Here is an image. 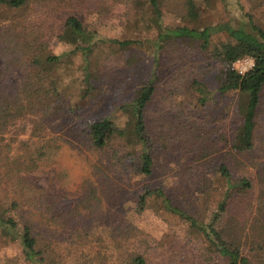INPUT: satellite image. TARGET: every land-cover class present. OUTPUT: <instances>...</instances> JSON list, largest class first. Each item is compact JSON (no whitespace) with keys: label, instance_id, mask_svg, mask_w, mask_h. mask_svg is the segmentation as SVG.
Wrapping results in <instances>:
<instances>
[{"label":"trees","instance_id":"16d2710c","mask_svg":"<svg viewBox=\"0 0 264 264\" xmlns=\"http://www.w3.org/2000/svg\"><path fill=\"white\" fill-rule=\"evenodd\" d=\"M121 1L136 16L148 13L144 0ZM203 1L209 3V0ZM52 2L68 5L72 0H6L5 3L9 8L20 11L30 3ZM249 3L254 8H264V0H249ZM158 7L155 0L149 1V8L154 13L158 12ZM178 7L182 19L188 23L174 29L159 25L153 40H111L122 49L145 44L146 50H153L156 55L157 67L152 77L133 90L129 130L119 128L109 118H104L90 123L88 130L78 132L80 145L93 158L91 172L97 180L68 211L50 203L42 189L32 190L24 178L26 173L38 170L41 162L59 146V139L49 135L47 129L57 112L53 104L58 101L61 104L62 95L55 75L44 65L45 62L48 65L54 60L59 61V58L48 57L46 60L42 45H33V65L24 74L15 96L0 92V232L12 241L20 233L18 239L24 257L31 264H247V251H254L264 261V160L256 161L252 157L254 130L264 101V26L255 24L252 15L244 13L248 21L236 26L219 23L200 28L195 22L198 14L194 0H182ZM220 34L226 39L214 42V36ZM56 36L75 45L74 50L83 57V81L87 87L84 94L89 96L86 102L95 93L101 99L105 92L102 96L88 73V56L93 50L96 33L87 29L80 17L70 13L62 19ZM185 45L222 64L217 76L221 93L238 91L248 95V103L238 109L241 144L232 145V155L246 159L257 181L254 185L245 176H234L223 161L211 168L213 180L204 179L200 174L192 188L170 187L166 190L164 187H144L138 196L140 205L147 198H152L164 215L191 231L170 249H165L166 252H161L163 249L157 250L148 234L117 213L108 216L105 211L110 194L117 197L124 193L132 180L128 171L130 167L134 176L149 178L154 173L153 140L147 124V112L159 81L157 71L161 63L158 55L168 46L182 49ZM245 57L253 59L254 66L240 74L232 64ZM126 63L131 65L129 59ZM194 74L193 65L181 60L169 93L178 95L180 87L186 85L185 92L191 94L194 91L196 104L205 111L207 88L192 78ZM106 82L109 88L114 89L115 83ZM68 110L79 117L84 107L74 104ZM26 117L33 118L28 138L24 141L12 139L9 128ZM205 147L206 144H201L198 148L197 155L201 158L210 157L211 151ZM135 160L138 161L136 166L132 164ZM206 169V166L196 168L194 173H202ZM215 180L221 186L215 185ZM213 196H216L215 200ZM190 197L200 199L201 205L193 209L187 201ZM211 206H214V211H210L209 216L204 215ZM33 216L38 217V223L32 222Z\"/></svg>","mask_w":264,"mask_h":264},{"label":"rangeland","instance_id":"374dc122","mask_svg":"<svg viewBox=\"0 0 264 264\" xmlns=\"http://www.w3.org/2000/svg\"><path fill=\"white\" fill-rule=\"evenodd\" d=\"M149 1L144 0L147 15L136 16L121 0H72L68 5L61 2L30 3L20 11L9 8L6 0H0V92L15 96L24 74L33 65V45H42L41 51L46 60L48 57L59 58V61L54 60L48 65L44 63L55 75L62 95V103L58 101L53 104L57 112L47 129L49 135L59 139V146L41 162L38 170L24 175L29 187L32 190L42 189L50 203L57 208L65 211L73 208L97 180L91 172L93 158L80 145L78 132L88 130L90 123L104 118H109L119 128L129 130L133 90L152 77L157 67L156 55L153 50H146L145 44L122 49L111 40H153L159 25L174 29L188 23L182 19L178 7L182 0H155L159 5L157 13L149 8ZM194 1L198 14L195 22L200 28L219 23L236 26L248 21L244 13L252 15L255 24L264 26V8H254L249 0H209L208 4L203 0ZM70 13L80 17L87 29L96 33L93 50L88 56V73L92 75V82L100 89L101 95L105 92L101 99L95 93L86 102L89 96L84 94L87 87L83 81V57L78 50H74L75 45L56 36L62 19ZM220 39L225 40L226 36L216 35L213 41ZM158 58L161 63L157 71L159 81L147 112V124L153 140L154 173L149 178L134 176V170L130 167L128 171L132 180L124 193L117 197L110 194L105 213L108 216L117 213L148 234L157 250L166 252L165 249H170L172 244L190 235L191 231L184 224H178L164 215L152 198H147L140 205L138 196L144 187H164L166 190L170 187L192 188L200 174L204 179L213 180L211 168L223 161L234 176H245L254 185L257 180L246 159L232 155V145L241 144L238 109L248 103V95L238 91L221 93L217 76L222 64L206 58L198 49H190L186 45L182 49L168 46L160 50ZM127 59L131 65L126 63ZM181 60L193 65L196 74L192 78L204 83L207 88L205 111L196 104L197 94L194 91L191 94L185 92L186 85L180 87L178 95L169 93L173 75L177 73ZM232 68L236 70L237 66L233 64ZM107 80L115 83L114 89L109 88ZM74 104L84 107L79 117L68 110ZM32 120V117H26L16 121L9 128L11 138L26 140ZM201 144H206L204 149L211 151L209 158L197 155ZM213 152L215 154L212 155ZM252 157L256 161L264 160V101L254 130ZM132 164L136 166L138 161ZM203 166L208 170L194 173L196 168ZM214 184L221 186L216 180ZM215 199L216 196H213ZM188 200L193 209L201 205V200L195 197ZM213 208L211 206L204 215L209 216ZM31 220L35 224L39 222L37 216ZM19 236L20 233L12 241L0 232V264H31L24 257ZM245 256L247 264H264L254 251L245 252Z\"/></svg>","mask_w":264,"mask_h":264},{"label":"built area","instance_id":"2783aa9c","mask_svg":"<svg viewBox=\"0 0 264 264\" xmlns=\"http://www.w3.org/2000/svg\"><path fill=\"white\" fill-rule=\"evenodd\" d=\"M233 64L237 66L236 71L238 73L244 74L253 68L254 61H253V59H251L249 57H245V58H241V59L236 60ZM233 69L235 70V68H233Z\"/></svg>","mask_w":264,"mask_h":264}]
</instances>
